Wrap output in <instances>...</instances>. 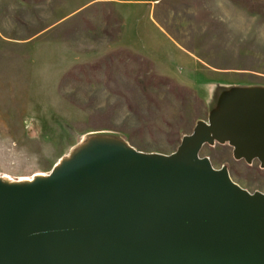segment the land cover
<instances>
[{
  "label": "rangeland",
  "instance_id": "rangeland-1",
  "mask_svg": "<svg viewBox=\"0 0 264 264\" xmlns=\"http://www.w3.org/2000/svg\"><path fill=\"white\" fill-rule=\"evenodd\" d=\"M236 89H264V18L231 0H0V182L95 146L170 155ZM199 156L264 194V166L227 142Z\"/></svg>",
  "mask_w": 264,
  "mask_h": 264
},
{
  "label": "water",
  "instance_id": "water-1",
  "mask_svg": "<svg viewBox=\"0 0 264 264\" xmlns=\"http://www.w3.org/2000/svg\"><path fill=\"white\" fill-rule=\"evenodd\" d=\"M170 155L95 146L47 178L0 182V264H264V194L199 152L228 143L264 166V89Z\"/></svg>",
  "mask_w": 264,
  "mask_h": 264
},
{
  "label": "trees",
  "instance_id": "trees-1",
  "mask_svg": "<svg viewBox=\"0 0 264 264\" xmlns=\"http://www.w3.org/2000/svg\"><path fill=\"white\" fill-rule=\"evenodd\" d=\"M235 4L244 7L248 13L259 15L264 18V0H231ZM101 136L119 138L117 135L105 133Z\"/></svg>",
  "mask_w": 264,
  "mask_h": 264
},
{
  "label": "bare ground",
  "instance_id": "bare-ground-1",
  "mask_svg": "<svg viewBox=\"0 0 264 264\" xmlns=\"http://www.w3.org/2000/svg\"><path fill=\"white\" fill-rule=\"evenodd\" d=\"M42 179V178H41ZM45 179V178H44ZM44 179H42V180H44Z\"/></svg>",
  "mask_w": 264,
  "mask_h": 264
}]
</instances>
